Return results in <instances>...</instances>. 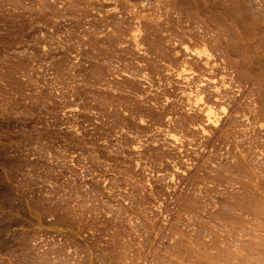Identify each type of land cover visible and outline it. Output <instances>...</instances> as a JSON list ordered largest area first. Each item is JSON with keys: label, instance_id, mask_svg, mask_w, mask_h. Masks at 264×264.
I'll return each mask as SVG.
<instances>
[{"label": "rangeland", "instance_id": "1", "mask_svg": "<svg viewBox=\"0 0 264 264\" xmlns=\"http://www.w3.org/2000/svg\"><path fill=\"white\" fill-rule=\"evenodd\" d=\"M46 3L0 0V264H206L237 237L256 248L260 226L230 229L264 225V187H249L264 186V0H90L57 17ZM130 8L160 16L139 21L137 48ZM186 115L205 126L174 120Z\"/></svg>", "mask_w": 264, "mask_h": 264}, {"label": "bare ground", "instance_id": "2", "mask_svg": "<svg viewBox=\"0 0 264 264\" xmlns=\"http://www.w3.org/2000/svg\"><path fill=\"white\" fill-rule=\"evenodd\" d=\"M93 1V0H92ZM100 1H102V0H100ZM104 1V0H103ZM52 2V1H51ZM55 2H57L56 3V5H58V6H56V5H52V4H54ZM90 3V0H70L69 2L67 1V0H53V3L52 4H50V3H46V4H40L39 5V11L40 12H43L44 14H46L47 16H48V14L49 13H51L52 14V16L53 17H57V16H60L61 14H62V11H64L66 8H67V6H70V7H73V8H79L80 6H82V4H86V3ZM106 2V1H105ZM44 3V2H43ZM93 3V2H92ZM107 3V2H106ZM106 3H104L103 4V6L106 4ZM135 3V2H134ZM91 4V3H90ZM89 4V5H90ZM94 4H96V2L94 3ZM97 4H98V0H97ZM102 5V4H101ZM86 6V5H85ZM103 6H101V7H103ZM138 6V5H137ZM70 7L69 8H67V9H70ZM94 7V6H93ZM95 7H98L99 8V6H95ZM100 7V8H101ZM105 7V6H104ZM103 7V8H104ZM75 8V9H76ZM116 8V6H113L112 7V9H115ZM131 8L132 9H134L135 8V4H133V5H131ZM130 8V9H131ZM75 9H73V10H75ZM95 9V8H94ZM102 9V8H101ZM129 9V11L133 14V15H131L130 16V18L131 17H133V19L135 20H137L136 22H137V25H135L134 27L132 26L131 27V31H132V35H131V37L134 39V45H135V47L137 48V47H139V46H142L141 45V39H140V36H139V34H140V32L142 31L141 30V28H140V26H139V24H140V22H141V20L143 19V18H150V19H152V21L153 20H156L155 22L156 23H158L159 21L157 20V18H159L160 16H159V14H157V12H156V15H153V16H149L148 14H150V13H148V14H142V12L143 11H138V13H133V10L131 9L130 10ZM77 10V9H76ZM104 10V9H103ZM107 10V12L110 10V8H107L106 9ZM99 11H101L102 12V10H100L99 9ZM112 10H110V12H111ZM115 11V10H114ZM106 11H104V13H107ZM113 12V11H112ZM111 12V13H112ZM103 13V14H104ZM146 13V12H145ZM108 14V13H107ZM110 14V13H109ZM155 14V13H154ZM43 15V14H42ZM100 15H101V13H100ZM105 15V14H104ZM103 15V16H104ZM112 15H113V13H112ZM130 15V14H129ZM150 15H152V13L150 14ZM43 16H45V15H43ZM102 17V16H101ZM109 17V16H108ZM108 17L104 20L105 21V24L104 25H106V26H104L105 27V29H104V31H106V28H107V26L110 24V26H111V22H110V20L108 21ZM115 17V16H114ZM98 18V17H97ZM104 18V17H103ZM110 18V17H109ZM113 18V17H112ZM119 19L118 20H111L112 22H116V24H121V23H123L125 20H123L122 19V17L121 16H119L118 17ZM100 19V18H99ZM98 19V20H99ZM111 19V18H110ZM125 19V18H124ZM56 20V19H55ZM85 20V19H84ZM90 20H92V19H90ZM89 20V21H90ZM95 20V19H94ZM94 20H92V22L94 21ZM100 21V23L101 22H103L101 19L99 20ZM140 21V22H139ZM88 22V21H87ZM95 22V21H94ZM96 22H98L97 20H96ZM136 22H134V23H136ZM163 22V21H162ZM161 22V23H162ZM86 23V22H85ZM88 23H90V22H88ZM87 23V24H88ZM170 23V22H169ZM97 24V23H96ZM91 25V24H90ZM95 25V24H94ZM112 25H114L115 26V24H112ZM167 25V24H166ZM92 26V25H91ZM98 26H99V24H98ZM154 26V25H153ZM163 26V25H162ZM121 27V26H120ZM165 27V26H164ZM114 28V27H113ZM118 29V28H117ZM101 31L103 30L102 28L100 29ZM118 30H120V33L119 34H121V29H118ZM117 30V31H118ZM128 30H129V28H128ZM172 30V29H171ZM109 31V30H108ZM108 31H106L107 33H108V35H109V32ZM111 31H113V30H111ZM96 32V31H95ZM106 32L104 33L105 35H103V33L101 32V36L103 35L104 36V39H105V37L107 36L106 35ZM190 32V31H189ZM98 33H100L99 31H98ZM182 33V32H181ZM185 33V32H184ZM161 34V33H160ZM168 34V33H167ZM192 34V33H191ZM188 35V34H187ZM189 35H190V33H189ZM101 36H99V34H98V37H99V39L100 38H102L103 39V37H101ZM109 36H111V34L109 35ZM117 37L115 34L114 35H112L111 37L112 38H115V37ZM120 37H121V35H119ZM118 36V37H119ZM192 36V35H191ZM98 37H96V39L98 38ZM111 37H108L109 38V40L111 39ZM119 37V39H122V38H120ZM164 37V36H163ZM171 37V36H170ZM180 37V36H179ZM184 37V36H183ZM188 37V36H187ZM108 38L106 37V40H108ZM181 38V37H180ZM190 38V37H189ZM98 39V40H99ZM101 39V40H102ZM172 39V38H171ZM188 39V38H187ZM98 40L96 41V42H98ZM105 40V41H106ZM112 40V39H111ZM115 40H117V38L115 39ZM183 41H184V39H182ZM181 40V41H182ZM189 40V39H188ZM101 41L100 43H102V42H104V43H106V42H108V41ZM114 41V40H113ZM119 41L121 42V40H118L117 41V43H119ZM115 43H116V41H114ZM113 42V43H114ZM110 43V42H109ZM186 43V42H185ZM193 43V42H192ZM108 44V43H107ZM110 45H114V44H112V43H110ZM185 47V46H184ZM187 48H189V45L187 44ZM191 49V48H190ZM140 50H141V48H140ZM188 50V49H187ZM185 52V51H184ZM192 52V51H191ZM190 52V53H191ZM199 53V52H198ZM191 54H193V53H191ZM115 55H117V54H115ZM118 56V55H117ZM185 61H187V60H185ZM197 62V61H196ZM190 63H192V62H190ZM205 64V63H204ZM210 64V63H209ZM186 65V64H185ZM185 65L183 66V65H181V66H183V67H185ZM202 68H204V67H202ZM206 68V67H205ZM207 68H209V66L207 67ZM181 73V72H180ZM179 73V74H180ZM205 73V72H204ZM178 74V75H179ZM184 77H185V75H184ZM190 78V77H189ZM187 80H188V78H186ZM197 79V78H196ZM201 80V79H200ZM203 80H201V82H202ZM200 83V82H199ZM194 84V83H193ZM201 85V84H200ZM199 84L198 85H196L195 84V86H194V91L193 92H197L196 94L199 96V98L200 99H202L203 97V95H201V94H203L202 93V91H203V89H201V87L202 86H200ZM191 88V87H190ZM193 88V87H192ZM255 89V88H254ZM212 91V90H211ZM253 91V90H252ZM214 92H215V97L216 98H222V97H224V95L223 96H221L220 95V93H222V91L220 92V90H219V88L217 87L215 90H214ZM224 92V91H223ZM227 93V92H226ZM225 93V95H227ZM258 93V92H257ZM256 93V94H257ZM228 94H229V92H228ZM255 94V93H254ZM259 94V93H258ZM250 97V96H249ZM252 97V96H251ZM214 100V99H213ZM212 100V101H213ZM235 100V99H234ZM258 100V99H257ZM217 101V100H216ZM237 101H238V99H237ZM246 102V101H245ZM252 102H254V100L252 101ZM250 103V102H249ZM241 104V103H240ZM243 104H246V103H243ZM218 105V104H217ZM257 105V104H256ZM211 106V105H210ZM207 107V108H205V106H204V110L202 111V114H203V112H205L204 114H205V118H204V120H206V121H204L201 117V121L203 120V122H205V125L207 124L206 122L207 121H209V125L210 124H212V126L213 125H218L219 124V122H220V116H217V115H215L216 113H214L213 111L214 110H211V108H213V107ZM243 106V105H242ZM253 106H254V104H253ZM252 106V107H253ZM245 107V106H244ZM257 107V106H256ZM224 108V107H223ZM240 108V107H239ZM243 107H241V109H242ZM251 108V107H250ZM262 108V107H261ZM238 109V108H237ZM240 109V110H241ZM254 109V108H253ZM239 110V111H240ZM246 110V109H245ZM255 110H256V108H255ZM260 111H261V109H259ZM262 110H263V108H262ZM178 111V110H177ZM216 111V110H215ZM251 111H252V109H251ZM249 109H248V111H246V112H251ZM260 111L258 112V113H260ZM173 112V111H172ZM171 112V113H172ZM220 112V111H219ZM262 112V111H261ZM161 113V112H160ZM170 113V112H169ZM174 113V112H173ZM256 113V112H255ZM183 114V113H182ZM262 114V113H261ZM165 115H168V114H165ZM165 115H163V116H165ZM180 115V114H179ZM201 115V114H200ZM200 115H198V117L200 116ZM219 115V114H218ZM256 116L257 115H259V114H255ZM162 116V117H163ZM196 116V115H195ZM245 116V115H244ZM259 116H261V115H259ZM160 117V116H159ZM169 117V116H168ZM192 117V118H191ZM202 117H204L203 115H202ZM238 117V116H237ZM253 117V116H252ZM263 117V116H262ZM171 118V117H170ZM169 118V119H170ZM200 118L198 119V118H193V116H189V115H186V116H183V117H179L178 119H174V120H176V122H177V124H180V125H184V126H189L190 124H192L193 123V120L194 119H196V120H198V121H200ZM254 118V117H253ZM157 119V118H156ZM162 119V118H161ZM164 119V118H163ZM258 119V118H257ZM264 119V118H263ZM172 120V119H171ZM222 120H223V118H222ZM256 120V119H255ZM200 121V122H201ZM176 122H175V126H176ZM203 122H201L203 125H204V123ZM226 122V121H225ZM230 122V121H229ZM240 122V121H239ZM194 123H196L195 121H194ZM193 123V124H194ZM200 123V124H201ZM164 124V123H163ZM197 124H198V122H197ZM201 124V125H202ZM225 124V123H224ZM201 125H199V128H201L200 126ZM204 125V126H205ZM208 125V124H207ZM232 125V124H231ZM236 125V124H235ZM168 126V125H167ZM229 127H230V124H229ZM206 128V127H205ZM205 128L203 129V127H202V129L203 130H205ZM214 128V127H213ZM216 128V127H215ZM163 130V129H162ZM177 130V129H176ZM201 130V129H200ZM164 131V130H163ZM172 131V130H171ZM247 132V131H246ZM240 134H242V133H240ZM179 157V156H178ZM264 166V165H263ZM262 169H263V167H262ZM262 173H264V172H262ZM257 174H259V172L257 173ZM261 175V174H260ZM262 176H263V174H262ZM259 177V176H258ZM257 178V177H256ZM262 178V177H261ZM260 178V179H261ZM264 178V177H263ZM253 179L255 180V177H253ZM263 181H264V179H263ZM264 184V183H263ZM250 187V189H251V191L253 192V193H257L256 191H259V189L260 188H263L264 186L262 185V183H261V181H257L256 180V183L254 184V185H250L249 186ZM262 191H264L263 189L261 190V192ZM258 194V193H257ZM262 195V194H261ZM234 204H237V203H234ZM241 206H243V207H241V208H245V206L244 205H241ZM264 210H262V209H258V210H255V211H253L252 213H254V215L255 216H258L260 213H262ZM237 222H239L240 224H239V227L238 228H234V229H230V230H234L235 231V233H236V235L238 234V235H240V236H245V234L246 233H248V232H252L253 230H256V228L255 227H257L258 228V226H260L263 230V232H264V225H259V224H257V223H255V225H254V227H252V226H246L245 225V223H242V220H238ZM230 232V231H229ZM228 232V233H229ZM253 234V233H252ZM264 233H262V235H263ZM248 236V235H247ZM250 236H251V233H250ZM228 237V236H227ZM234 237L235 236H233L232 238L234 239ZM236 238V237H235ZM239 237H237L235 240H233V242L234 241H236L238 244H236V245H234V246H232L233 245V243H232V245L231 246H229V248H230V251L227 253L226 252V255H225V253H222V252H216L215 253V255H213L211 252V254L213 255H211L212 257H213V259H212V257L211 256H208V257H211V259L210 258H207V261L209 262V260L211 261V262H209V264H211V263H214V264H226L227 262H228V260H233V258H234V261L235 262H233L232 264H264V239L263 238H261V239H263L262 241H257V243L258 244H256V243H254V244H256L257 245V247L256 248H254L253 247V249L251 248L252 246H253V244H252V246L251 245H249L250 246V248L249 249H246L245 248V244H244V242L245 241H241V240H243V238L241 239H238ZM253 238V237H252ZM230 239V238H229ZM251 239V238H250ZM247 240V239H246ZM254 240V239H253ZM231 240H229L228 242H230ZM239 241V242H238ZM213 242V241H212ZM235 242V243H236ZM252 241H250V243H251ZM254 242V241H253ZM252 242V243H253ZM256 242V241H255ZM211 243V242H210ZM225 244H227L226 242H224ZM230 243V244H231ZM229 244V245H230ZM212 245V244H211ZM248 246V245H247ZM248 246V247H249ZM220 247V246H219ZM223 247H225V246H223ZM262 247V248H261ZM209 248V247H208ZM207 248V249H208ZM214 248V247H213ZM222 248V247H221ZM206 249V248H205ZM209 250H213V249H209ZM209 250H208V252H209ZM247 251V253L246 252H244L245 254H243V251ZM204 251V250H203ZM206 251V250H205ZM222 251H223V249H222ZM48 252V251H47ZM225 252V251H224ZM210 253H208V254H210ZM199 254H201V253H199ZM204 255H207V253L205 252V254H202V256H204ZM243 255H245V256H243ZM65 257V256H64ZM103 257V256H102ZM107 257V256H106ZM200 258H201V255H200ZM70 259V258H69ZM109 259V258H108ZM204 259V258H203ZM209 259V260H208ZM235 259H237L239 262L237 263L236 262V260ZM24 260V259H23ZM214 260V261H213ZM205 261H206V259H205ZM47 262V261H46ZM204 262V261H203ZM208 262H206V264L208 263ZM48 263V262H47ZM63 263V262H62ZM111 263V262H110ZM229 263H230V261H229Z\"/></svg>", "mask_w": 264, "mask_h": 264}, {"label": "snow or ice", "instance_id": "3", "mask_svg": "<svg viewBox=\"0 0 264 264\" xmlns=\"http://www.w3.org/2000/svg\"><path fill=\"white\" fill-rule=\"evenodd\" d=\"M224 111H227V109H225Z\"/></svg>", "mask_w": 264, "mask_h": 264}]
</instances>
